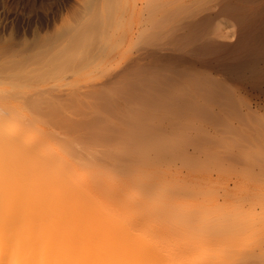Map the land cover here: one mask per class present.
<instances>
[{"label": "bare ground", "instance_id": "obj_1", "mask_svg": "<svg viewBox=\"0 0 264 264\" xmlns=\"http://www.w3.org/2000/svg\"><path fill=\"white\" fill-rule=\"evenodd\" d=\"M231 5H225L224 10L238 17L237 28L217 35L235 36L233 41L204 38L209 28L201 21H188L168 29L170 33L180 29L188 33L156 44L157 48L174 51L191 45L188 50L200 62L264 94V7L259 12L257 6ZM115 6H110L112 14L126 13L124 8L115 11ZM111 28L104 25L93 33L99 31L98 36L113 39L116 35L110 33ZM153 30L158 36V28ZM83 37L72 40L64 53L82 48ZM123 39L118 38L115 45L91 47L78 60L66 54V77L74 78L83 68L97 67L102 58L121 54L116 45ZM176 39L182 40L180 46ZM48 49L50 53L57 50ZM140 49L128 56L123 66L101 70L97 82L71 83L60 90L40 87L31 93L22 91L25 85L14 80L26 78L28 72L4 73L9 68L0 64L5 67L0 75L7 74V82L14 83L11 89L0 88V264H250L247 252L242 253L247 258L238 257L239 251L250 250L255 243L249 237L245 245L237 243L244 227L239 232L237 227L219 225L228 218V223L236 222L231 217L234 211L230 217L224 214L227 218L215 224L219 227L195 224L196 229L192 224L194 228H190L191 215H199H190L186 209L159 212L154 200L158 194L153 193L155 181L142 178V166L167 160L175 149L204 153L232 144L231 137L238 132L215 110L221 104L232 108L230 89L203 71L186 72L182 68L186 58L177 54H159L162 63L147 70L141 60L158 52ZM153 68L157 75L151 73ZM110 91L116 93L106 96ZM204 213L197 218L199 222L215 215ZM217 214L216 219L223 218L219 211ZM186 222L189 227L181 225ZM250 227L247 236L256 234ZM258 231L263 235V229ZM260 257L255 264L264 263Z\"/></svg>", "mask_w": 264, "mask_h": 264}, {"label": "rangeland", "instance_id": "obj_2", "mask_svg": "<svg viewBox=\"0 0 264 264\" xmlns=\"http://www.w3.org/2000/svg\"><path fill=\"white\" fill-rule=\"evenodd\" d=\"M156 1L158 2L157 4H159L158 6L153 0H0V64L2 66L3 64L6 65V69L9 68L7 71L5 70L6 72L4 73H8L10 70L13 73H18L22 69L28 72L26 78L14 80L15 84L25 85L24 88H20L22 91L31 93L34 90L40 89V87L60 90L68 88L71 83L79 85L95 83L97 80L101 79L103 75L101 70L123 66L128 56H133L140 48L145 49L146 47L145 50L156 49L158 52V55L156 54L155 57L151 54L150 56L145 55V58L141 60V63L148 65H145L146 68L148 67L147 70H149V68L151 69V67H157L162 63L161 55L159 56V54L166 55V53H172L175 56L177 54V56H184L186 58L184 66L182 64V68L186 72L199 70L218 80L224 81L227 88L230 89V105L233 109L227 108V104H221L222 107H215V110L223 116L224 123L230 127L233 126L235 131L238 132L235 135L233 134V138L231 137V140H234H232V144H223L218 148L206 150L204 153H201L202 151L192 152V149L188 150L189 152L175 149L172 154L168 156L170 160L167 157V160L162 159L163 161L161 160L160 162L158 161L155 164H151L152 166H149L150 168L148 166H142V170L144 169L142 171V178L150 182L155 181L153 184L156 186V189L153 188V193H157L158 195H154L156 198H153H155L157 209H162L161 211L158 209L159 212L166 213V211H172V213H177L185 212L186 209V212L190 213V215L193 212L199 215L196 218L191 215V220L189 222L187 221L190 228L194 225L197 229V226L200 227V224L206 225L205 228L216 227L218 225L215 224L221 219L224 220V217L227 218L226 215L230 217L231 214L235 212L231 217L235 218L237 223L229 222V224L227 222V220H229L228 218L225 222L220 221V224H218L223 228H229L230 226L237 227L236 229L239 232H242L243 229L241 227H244L243 233H239L242 234L241 239L236 237V240H240L237 243L240 242L239 245H245L247 241H250L249 238H251L252 243H255L252 245V243L249 242L252 246L247 245L250 246L251 249L249 247L250 250L239 251L238 257L241 258L242 253L246 254L247 252V257L248 255L250 257H248V263L255 264L254 261L257 259L259 260L258 257L260 256L258 255L263 254V258L262 256L260 258L264 259V94L258 90L252 89L249 84L229 80L222 72L200 62L195 58L196 56L188 50V48L191 49V45H186V47L188 46L186 49L184 47L182 50L175 49L174 51H171L169 48L165 51H161L158 50L157 47L164 42L166 43L169 40H173L179 33L186 32V29H180L179 31L177 30L176 32L170 33L168 29L188 21H201L203 22V26L209 28V33H207V28L204 27L206 29L205 33H207V35L203 34L204 38L207 36L209 38H216L220 41L231 42L234 40L235 36L227 38L217 35L220 32L225 33L227 30H234L235 32L237 28L236 25L238 21L236 18L238 17L234 18L235 16L233 15L235 14H231L228 10H226V12L224 10L225 5L230 6L231 4H235L236 6L241 3L244 6L246 5L249 9H252L253 6L256 8L257 6L259 10L264 7V0ZM148 2L150 4L152 2V4L150 5ZM111 4H116L114 10L117 9L115 10L117 12L123 8V10L127 9V14L124 12L120 15L117 13H115L116 15L112 14L114 12H111ZM153 5L155 7H153ZM149 8L156 9L150 10ZM170 8H172L171 13ZM151 11L154 12V14ZM261 11L263 12L264 8L263 10L261 9ZM160 16H162L163 19H161L162 17ZM167 16L169 17L166 18ZM158 17L160 18L158 19ZM155 20L157 22L156 24L161 25V27L154 24ZM164 20L167 21L165 22ZM158 21H160V23L164 22L160 24ZM152 23L155 26L153 28H156V30L158 28L157 31H160L159 28H161L158 36L156 33H154L155 35L152 34L154 31ZM104 25L112 26L110 33L116 35L113 39L98 36L97 34L99 31H97L96 34L93 33V30L102 28ZM228 25H232L234 29L232 26L228 27ZM140 30L143 32L141 31L142 33L140 32L139 34ZM188 32L189 30L186 33ZM80 36H85L82 42L84 46H82V48H74L66 54H70L72 57L79 59L83 56L85 51L89 50L91 47L101 44L110 46L115 43L118 38H124V41H118L120 45L116 43V46H119L118 50L121 54H116L115 57L112 58H102L98 61L97 67L91 66L83 68L74 78H67L65 69L68 57L63 50L64 48L70 47L72 40ZM179 38L180 37L177 39ZM180 41L181 42L177 40V46H180L179 43H182V40ZM156 44L159 45L157 46ZM48 47H53L57 50L54 53H50L48 52ZM171 47H173V45ZM157 56L160 57V59H157ZM3 68L5 69V67ZM3 68H0V71H2ZM153 72L156 74L154 68L151 73ZM155 74L152 77H154ZM2 76L5 77L6 81ZM6 76L7 74L0 75V88L9 89L14 85V83L11 85L7 82L8 79H6ZM70 80H72V82ZM84 82H86V84ZM113 85L115 84L109 86L110 89ZM16 90L19 91V88L15 87V92ZM13 91L12 89L10 92L13 93ZM115 93L116 92L110 91L106 96L108 94L113 96ZM17 96L19 95H16V97ZM19 98L20 96L17 99ZM207 99L209 100L208 102H210V99L206 98V100ZM210 103L214 102L211 100ZM210 103L208 105H210ZM223 108L224 110H222ZM46 113L50 112L47 111ZM173 192H176V194ZM166 194L170 198L168 196L163 198ZM168 202H170L171 206L175 207L168 208L166 206L168 205L170 207V204H166ZM181 202L185 203V207L181 206ZM161 203L166 205H161ZM198 210L199 212L202 210V213L211 212L209 213L210 215H212V213L216 215L219 211V214H223L221 215L223 218L216 219L219 215L217 214L218 216H215L213 214V217L211 216L208 218L214 220L209 219V221H207L208 219H206L204 223L199 222L198 219L200 220L202 213L200 212L201 214H199ZM215 219L217 222H215ZM212 221L215 223H212ZM187 222L181 223V225L189 227ZM245 226H251L250 230L255 228L254 231L256 234L254 233L252 236H247L248 227ZM256 226L258 228H256ZM262 229L263 235L262 233L258 235V230ZM246 237L249 238L246 239ZM245 240H247L246 243ZM262 259H260L261 262L263 261Z\"/></svg>", "mask_w": 264, "mask_h": 264}]
</instances>
